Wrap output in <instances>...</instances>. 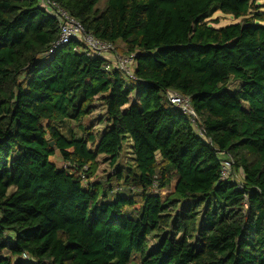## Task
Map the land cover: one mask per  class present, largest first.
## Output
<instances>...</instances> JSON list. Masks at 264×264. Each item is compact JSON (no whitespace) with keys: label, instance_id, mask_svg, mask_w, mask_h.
Listing matches in <instances>:
<instances>
[{"label":"trees","instance_id":"obj_1","mask_svg":"<svg viewBox=\"0 0 264 264\" xmlns=\"http://www.w3.org/2000/svg\"><path fill=\"white\" fill-rule=\"evenodd\" d=\"M50 1L114 50L71 40L48 53L56 19L38 0H0V264H131L133 252L138 264H264L257 0ZM216 11L239 20L216 27ZM130 53L134 78L112 61ZM167 91L189 98L203 136ZM99 156L114 172L92 182Z\"/></svg>","mask_w":264,"mask_h":264},{"label":"built area","instance_id":"obj_2","mask_svg":"<svg viewBox=\"0 0 264 264\" xmlns=\"http://www.w3.org/2000/svg\"><path fill=\"white\" fill-rule=\"evenodd\" d=\"M41 7L45 8L49 15L54 17L59 26V34L57 39L52 43L48 53H53L62 46H65L71 40H79L84 43L89 50L99 56L106 57L111 54L114 47L111 43L98 40L91 33L86 32L82 24L72 17L67 10L62 8L55 1L50 0H38ZM135 54L130 53L127 55L113 56V64L116 68L126 72L130 77L134 78L132 72L135 66ZM107 58V57H106ZM167 100L170 104L178 107L183 113H185L191 123L194 130L203 136V131L197 126L194 111L191 107L190 100L187 96H182L173 91L166 92ZM232 159L225 158L220 163V177L226 179L231 172ZM240 184V183H239Z\"/></svg>","mask_w":264,"mask_h":264},{"label":"rangeland","instance_id":"obj_3","mask_svg":"<svg viewBox=\"0 0 264 264\" xmlns=\"http://www.w3.org/2000/svg\"><path fill=\"white\" fill-rule=\"evenodd\" d=\"M257 2L261 5V10L264 12V0H257ZM213 20H217V23H213L214 26L216 27H221L224 25H229L232 23H236L239 19H235L232 15H227L223 14L220 11H216L213 16L211 17V22H214ZM264 25V22L262 23ZM51 56H47L45 58H40L38 59L41 63H46L49 61ZM123 80L127 85H131L132 81L127 77L126 75L123 76ZM239 85L235 81H231L228 85V89L230 92H234L238 89ZM103 113V107L100 105H97V108L91 115L93 118L97 117L98 115ZM92 119V118H91ZM96 119V118H95ZM87 120H90L89 118ZM99 121H94L93 126H94V132H100L103 129L104 123L99 124ZM65 130L67 128L65 127ZM14 157V155L11 156V158ZM50 160L56 159V156L50 157ZM131 152H130V144L128 142H123L122 145V152H121V157L119 159V165L120 167H127V165L131 162ZM114 172L113 166L109 165V162L105 159L103 156H99V165L98 168L96 169L94 176L92 177V182H95L97 180H104L106 176H112ZM113 184L115 181L112 182ZM161 237L159 236H154L149 239L148 242V250L152 249L154 246H156ZM130 263L131 264H138L139 263V255L138 253L133 252L131 254L130 258Z\"/></svg>","mask_w":264,"mask_h":264},{"label":"crops","instance_id":"obj_4","mask_svg":"<svg viewBox=\"0 0 264 264\" xmlns=\"http://www.w3.org/2000/svg\"><path fill=\"white\" fill-rule=\"evenodd\" d=\"M106 57H108V56H106Z\"/></svg>","mask_w":264,"mask_h":264}]
</instances>
